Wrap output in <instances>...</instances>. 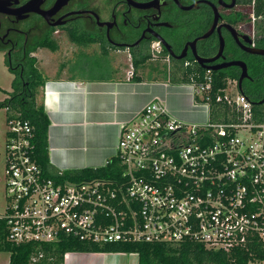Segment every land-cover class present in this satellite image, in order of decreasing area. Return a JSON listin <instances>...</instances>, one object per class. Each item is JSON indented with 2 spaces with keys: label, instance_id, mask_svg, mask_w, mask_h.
Listing matches in <instances>:
<instances>
[{
  "label": "built area",
  "instance_id": "obj_1",
  "mask_svg": "<svg viewBox=\"0 0 264 264\" xmlns=\"http://www.w3.org/2000/svg\"><path fill=\"white\" fill-rule=\"evenodd\" d=\"M243 4L253 46L256 33H264V8L257 13L256 0ZM212 80L207 70L203 80L186 84L206 122L178 119L154 99L120 125L114 155L122 170L114 179L45 176L35 160L29 121H5L6 205L0 218L7 239L192 240L224 252L264 240V120L254 118L234 81L226 79L212 95ZM212 100L229 105L234 118L210 121Z\"/></svg>",
  "mask_w": 264,
  "mask_h": 264
},
{
  "label": "flooded vegetation",
  "instance_id": "obj_2",
  "mask_svg": "<svg viewBox=\"0 0 264 264\" xmlns=\"http://www.w3.org/2000/svg\"><path fill=\"white\" fill-rule=\"evenodd\" d=\"M5 1L0 5V52L8 71L11 69L12 78L22 79L26 74L25 62L32 57L38 70L47 75L44 65L43 70L40 69L37 51L43 49L52 55L65 45L70 47L69 52L63 53V59L55 63L53 76H62L65 72L68 77H82L80 73L92 70L116 73L122 66H111V60L121 64L122 59L132 61L134 57L147 55L145 61L183 62L185 66L196 64L203 69L243 61L247 75L241 80L242 69L238 65L206 70L235 66L239 71L237 78L226 79L234 81L239 90L243 82L253 83L251 64L246 57L257 54L241 45L257 46L256 41L253 46L247 43L251 41L250 35L238 29L241 21L237 13L238 0H41L39 12L20 11L29 0ZM41 35L43 40L55 43L56 49L33 46V37ZM220 38L223 48L214 58ZM160 52H165L166 56L159 57ZM93 56L106 62L97 66L86 61L82 65L78 63L80 59ZM197 58L213 59L202 65ZM262 89L260 103L264 102V82Z\"/></svg>",
  "mask_w": 264,
  "mask_h": 264
},
{
  "label": "trees",
  "instance_id": "obj_3",
  "mask_svg": "<svg viewBox=\"0 0 264 264\" xmlns=\"http://www.w3.org/2000/svg\"><path fill=\"white\" fill-rule=\"evenodd\" d=\"M238 14L241 21L238 29L249 32L248 13L245 5L249 0H238ZM256 12L264 8V0H256ZM230 19V17H228ZM76 37H74L75 40ZM33 46H48L55 50L56 44L43 36L33 37ZM256 46L264 48V33H256ZM160 52L159 57H165ZM250 75L253 83H242L241 92L252 104V111L256 120H264V102H258L262 95L264 82V55H248ZM147 55L134 57L131 61L134 70L145 62ZM11 72V69H9ZM26 74L22 79L15 76L11 79V89L8 95L0 100V109L7 111L6 120L19 117L29 121L35 143V160L45 176L55 180L82 181L93 178H117L122 166L117 156L110 157L103 166L84 167L80 169L64 170L61 173L52 169L48 159L47 128L49 119L43 103L37 101V95L46 80L45 75L36 66L35 58L25 62ZM134 72V71H133ZM207 70L199 65L185 66L183 62H170L165 79L172 84H188L191 81L204 79ZM212 76V95L218 88H223L226 78H237L238 69L231 66L217 71H209ZM96 77V76H95ZM92 77V78H95ZM91 78V76H89ZM136 79V77H133ZM27 83H23V81ZM210 121L225 122L234 118V112L224 102L212 100L208 116ZM0 251L9 253V264H63V256L68 251L80 252H134L138 257V264H247L250 261H264V240L257 238L247 241L246 245L234 248L229 252L205 247L203 244L184 240L180 242H147V241H116L110 243H87L64 236L55 242H20L7 239V227L3 218H0ZM32 258H35L33 260Z\"/></svg>",
  "mask_w": 264,
  "mask_h": 264
},
{
  "label": "crops",
  "instance_id": "obj_4",
  "mask_svg": "<svg viewBox=\"0 0 264 264\" xmlns=\"http://www.w3.org/2000/svg\"><path fill=\"white\" fill-rule=\"evenodd\" d=\"M150 62L133 69L132 75L121 67L111 78L45 75L37 99L49 119L48 159L52 169L103 166L114 155L120 125L131 121L154 99L161 100L178 119H203L200 108L193 106L189 86L172 84L155 75L143 77L141 68ZM0 264H9L8 252L0 251ZM63 264H138V257L134 252L68 251Z\"/></svg>",
  "mask_w": 264,
  "mask_h": 264
},
{
  "label": "rangeland",
  "instance_id": "obj_5",
  "mask_svg": "<svg viewBox=\"0 0 264 264\" xmlns=\"http://www.w3.org/2000/svg\"><path fill=\"white\" fill-rule=\"evenodd\" d=\"M69 49L70 47L67 48V46L64 45V47L63 46L61 47L60 51H55V53L52 55L49 52L43 51V49L38 50L36 57H37L39 65L41 66L40 69L43 70V65H44L46 68V72L49 75L53 76L55 63H57L58 60L63 59L61 55L65 52H69ZM83 61L90 63L92 66H97L101 64L102 62H106L96 56L86 58V59H80L78 60V63L82 65ZM125 61H126L125 59H122L121 64H120V62L118 61L111 60L110 65L113 66L115 64L118 66L119 64V66L126 68L127 73H129V71L133 70L131 61L130 62L126 61V65H125L126 67L124 66ZM150 63L151 64L149 65L144 64L142 66L141 74L143 75V77H145L146 75L150 77L152 75L153 76L155 75V76H158L161 80H166L164 77L165 76L164 74L168 71L170 63L164 60H154L153 62L151 61ZM146 68H151V70L147 72L148 74L146 73L147 71ZM62 74H59V75L66 76L65 72ZM80 74L83 75L82 77L99 76V77H105V78H111V77H114V75H116V73L113 72L112 70H109L106 72L92 70L91 72H87L85 74L80 73ZM11 79H12V74L8 71L5 65V62L3 61V55L0 52V100L8 95V91H10ZM200 113L203 116V119L200 121V123L206 122L207 121L206 112L201 108ZM6 116H7V111L4 108L0 109V214L4 213L5 205H6L5 192H4V187H3L4 186L3 167L5 163V151H4L5 121H7ZM214 122H218V121H214ZM247 264H264V261L254 260V261L248 262Z\"/></svg>",
  "mask_w": 264,
  "mask_h": 264
},
{
  "label": "water",
  "instance_id": "obj_6",
  "mask_svg": "<svg viewBox=\"0 0 264 264\" xmlns=\"http://www.w3.org/2000/svg\"><path fill=\"white\" fill-rule=\"evenodd\" d=\"M5 0H0V5H3L5 4ZM41 2V0H29L28 2H26L21 8H20V11H38V6H39V3ZM216 22V16L214 17V20H213V26ZM207 34V33H206ZM206 34L203 35V37L206 36ZM251 41L250 40H247V43H250ZM241 47L245 50H247L248 52L250 53H253V54H257V55H264V48H259V47H246L244 45H241ZM222 48H223V39L220 38V44H219V49H218V53L217 55L214 57L216 58L222 51ZM213 58H207V59H203V58H197L198 60V63L199 64H202L203 62H208V61H211ZM203 65V64H202ZM230 65H238L239 67H241L242 71H241V74H240V80L242 79V77H245L247 75V71H246V64L245 62L243 61H230V62H225L223 64H220L218 66H206L205 69H208V70H216L218 68H222V67H227V66H230Z\"/></svg>",
  "mask_w": 264,
  "mask_h": 264
}]
</instances>
